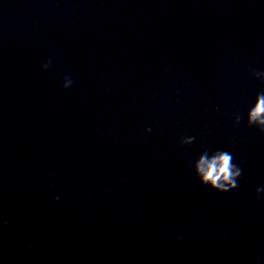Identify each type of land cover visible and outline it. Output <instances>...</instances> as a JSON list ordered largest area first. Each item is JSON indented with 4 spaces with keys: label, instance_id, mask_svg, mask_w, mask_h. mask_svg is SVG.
Instances as JSON below:
<instances>
[{
    "label": "water",
    "instance_id": "obj_1",
    "mask_svg": "<svg viewBox=\"0 0 264 264\" xmlns=\"http://www.w3.org/2000/svg\"><path fill=\"white\" fill-rule=\"evenodd\" d=\"M0 264H264V0H0Z\"/></svg>",
    "mask_w": 264,
    "mask_h": 264
}]
</instances>
